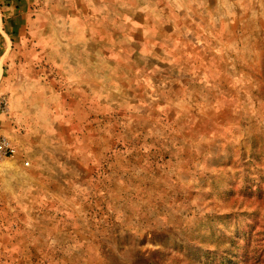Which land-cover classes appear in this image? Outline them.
<instances>
[{
  "label": "rangeland",
  "instance_id": "rangeland-1",
  "mask_svg": "<svg viewBox=\"0 0 264 264\" xmlns=\"http://www.w3.org/2000/svg\"><path fill=\"white\" fill-rule=\"evenodd\" d=\"M0 264H264V0H0Z\"/></svg>",
  "mask_w": 264,
  "mask_h": 264
},
{
  "label": "built area",
  "instance_id": "built-area-1",
  "mask_svg": "<svg viewBox=\"0 0 264 264\" xmlns=\"http://www.w3.org/2000/svg\"><path fill=\"white\" fill-rule=\"evenodd\" d=\"M14 153V149L11 147L10 143L2 138L0 139V157L2 156H12Z\"/></svg>",
  "mask_w": 264,
  "mask_h": 264
}]
</instances>
